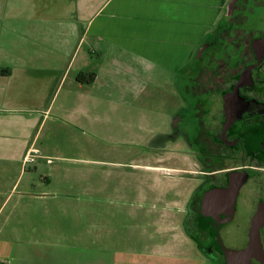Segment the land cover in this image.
I'll return each instance as SVG.
<instances>
[{
    "label": "crops",
    "instance_id": "obj_1",
    "mask_svg": "<svg viewBox=\"0 0 264 264\" xmlns=\"http://www.w3.org/2000/svg\"><path fill=\"white\" fill-rule=\"evenodd\" d=\"M226 1L0 0V154L23 164L46 121L58 116L91 123L94 105L114 116L142 94L153 96L152 90L164 98L165 85L217 24ZM80 72H94V80L79 82ZM124 114L117 119L121 127ZM17 182L0 195V264H45L37 226L14 220L26 215L24 209H5ZM131 214L127 218L138 222ZM85 232V245H92L95 235ZM148 246L142 253L163 264L169 252H159L165 248L152 240ZM111 252L112 264H119L122 251Z\"/></svg>",
    "mask_w": 264,
    "mask_h": 264
},
{
    "label": "flooded vegetation",
    "instance_id": "obj_2",
    "mask_svg": "<svg viewBox=\"0 0 264 264\" xmlns=\"http://www.w3.org/2000/svg\"><path fill=\"white\" fill-rule=\"evenodd\" d=\"M263 34L264 0H227L217 24L173 74L169 98L140 99L132 103L139 110L121 118L120 144L132 147L126 169L136 180L166 183L138 198L153 201L151 208L162 199L180 202V227L211 264L224 262L212 233L229 198L208 200L210 194L237 189L231 214L216 228L226 248L244 247L252 217L264 213V46L253 47ZM258 232L264 251V221Z\"/></svg>",
    "mask_w": 264,
    "mask_h": 264
},
{
    "label": "rangeland",
    "instance_id": "obj_3",
    "mask_svg": "<svg viewBox=\"0 0 264 264\" xmlns=\"http://www.w3.org/2000/svg\"><path fill=\"white\" fill-rule=\"evenodd\" d=\"M169 85L170 81L165 85L164 98H169ZM152 94H142L141 100L155 97L162 101L159 90H152ZM93 107L91 123L87 119L80 122L79 118L75 122L64 115L54 123L46 121L36 137V149H30L31 155L23 164L12 159L9 152L0 154V195L18 180L17 191L11 194L5 209L15 213L24 209L26 215L14 220L37 226L34 237L44 263L81 264L86 260L90 264H112L111 251L115 248L122 251L119 264H157L158 256L142 253L144 247H151L152 240L165 248H159V252L170 254H164L163 264H211L181 229L180 213L174 211L181 207L180 202L162 199L156 201L159 207L151 208L153 201L138 198L149 191L162 192L166 185L163 180H136L134 170L126 169L129 160L124 156L132 147L120 144L126 133L117 119L122 113L139 109L124 104L114 116H105V110L97 111L101 104ZM130 212L138 215V222L127 218ZM104 226L111 228L106 230ZM116 227L122 231L118 233ZM85 231L95 235V241L88 243L92 245H85ZM31 235L26 234L27 238ZM186 241L189 245L185 246Z\"/></svg>",
    "mask_w": 264,
    "mask_h": 264
},
{
    "label": "water",
    "instance_id": "obj_4",
    "mask_svg": "<svg viewBox=\"0 0 264 264\" xmlns=\"http://www.w3.org/2000/svg\"><path fill=\"white\" fill-rule=\"evenodd\" d=\"M230 5L227 6L226 10H229ZM225 17V16H224ZM264 46V34L263 36L254 41L253 47L258 51L263 49ZM261 57L259 56V59ZM250 68L247 70V74L249 75ZM237 193L236 187L230 188L226 192H218L210 194L208 200H215V196H228L229 198V206L225 207L226 213L223 216H220L216 224L217 226L221 223L226 217H229L232 211V204ZM264 221V213L258 211L251 219V226L248 232V241L246 245L240 249H230L226 248L219 239V235L217 233V226L215 227L213 234L214 240L218 244V250L222 253L224 257L223 264H253L252 259H255L259 262V264H264V251L261 248L260 240H259V227L261 223ZM198 249H202L201 245H198Z\"/></svg>",
    "mask_w": 264,
    "mask_h": 264
},
{
    "label": "trees",
    "instance_id": "obj_5",
    "mask_svg": "<svg viewBox=\"0 0 264 264\" xmlns=\"http://www.w3.org/2000/svg\"><path fill=\"white\" fill-rule=\"evenodd\" d=\"M94 72H80L77 76L79 82L91 83L94 80Z\"/></svg>",
    "mask_w": 264,
    "mask_h": 264
}]
</instances>
